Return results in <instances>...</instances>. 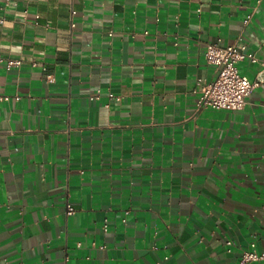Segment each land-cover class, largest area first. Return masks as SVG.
Instances as JSON below:
<instances>
[{"label": "crops", "instance_id": "1", "mask_svg": "<svg viewBox=\"0 0 264 264\" xmlns=\"http://www.w3.org/2000/svg\"><path fill=\"white\" fill-rule=\"evenodd\" d=\"M0 6V264H263L264 82L239 110L193 88L208 42L255 77L264 0Z\"/></svg>", "mask_w": 264, "mask_h": 264}, {"label": "built area", "instance_id": "2", "mask_svg": "<svg viewBox=\"0 0 264 264\" xmlns=\"http://www.w3.org/2000/svg\"><path fill=\"white\" fill-rule=\"evenodd\" d=\"M248 20L249 16L244 23ZM2 21L3 17L0 14V23ZM70 26H73V23H70ZM204 57L208 63L216 67V73L208 81L200 77L196 78L193 93L196 96L195 106L197 108L239 110L245 105L246 98L251 91L264 82V63H261L262 68L252 80L239 73L238 62L245 59L256 61L254 54L248 51L246 43L241 38L224 46L218 42L206 43ZM0 62H4L7 68L21 64L20 58L4 57L1 53ZM108 96L113 97L111 93H108ZM72 212L73 207L67 204L66 214L69 215ZM225 244L231 245L232 241H226ZM250 246L252 249L242 253L241 261H261L264 264V251L257 252L254 242L250 243Z\"/></svg>", "mask_w": 264, "mask_h": 264}]
</instances>
